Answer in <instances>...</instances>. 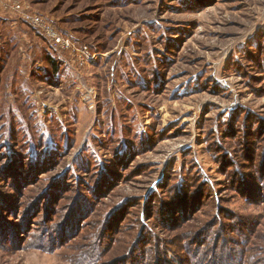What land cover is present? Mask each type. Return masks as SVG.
<instances>
[{"label": "rangeland", "instance_id": "1", "mask_svg": "<svg viewBox=\"0 0 264 264\" xmlns=\"http://www.w3.org/2000/svg\"><path fill=\"white\" fill-rule=\"evenodd\" d=\"M128 256L264 264V0H0V264Z\"/></svg>", "mask_w": 264, "mask_h": 264}, {"label": "built area", "instance_id": "2", "mask_svg": "<svg viewBox=\"0 0 264 264\" xmlns=\"http://www.w3.org/2000/svg\"><path fill=\"white\" fill-rule=\"evenodd\" d=\"M5 6L13 9L21 19L40 31L55 53L65 56L74 55L78 51L69 37L63 34L47 17L33 11L29 5L15 1L8 2Z\"/></svg>", "mask_w": 264, "mask_h": 264}, {"label": "trees", "instance_id": "3", "mask_svg": "<svg viewBox=\"0 0 264 264\" xmlns=\"http://www.w3.org/2000/svg\"><path fill=\"white\" fill-rule=\"evenodd\" d=\"M39 32H40V31H39ZM40 33H41V32H40ZM41 34H42V33H41ZM42 35H43V34H42ZM48 56H49L48 59H49V63H50V65L52 66L53 69H56V68H57L56 66H57V64H58V63H57L58 60L55 59V57H53V55H48ZM142 232H143V231H142ZM142 232H141V233H142ZM133 255H134V254H133ZM133 255H132V256H133ZM135 255H136V254H135ZM95 256L98 257L99 254L96 253ZM140 257H141V254H140ZM131 258H133V257L128 256V257L126 258V260H127L126 263H117V264H131V263H129V260H130ZM146 260H147V259H146ZM146 260H145V259L139 260V261L136 262V264H144V262H147ZM162 263L165 264L166 262H163V261H162ZM162 263H161V264H162ZM134 264H135V263H134Z\"/></svg>", "mask_w": 264, "mask_h": 264}]
</instances>
